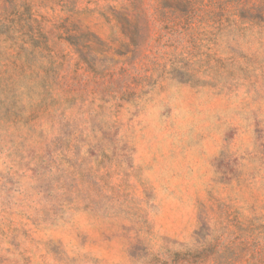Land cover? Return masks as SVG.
Segmentation results:
<instances>
[{
    "label": "rangeland",
    "instance_id": "1",
    "mask_svg": "<svg viewBox=\"0 0 264 264\" xmlns=\"http://www.w3.org/2000/svg\"><path fill=\"white\" fill-rule=\"evenodd\" d=\"M0 264H264V0H0Z\"/></svg>",
    "mask_w": 264,
    "mask_h": 264
}]
</instances>
